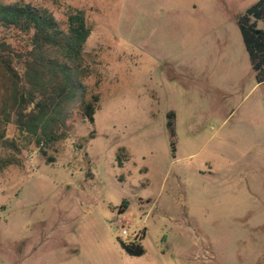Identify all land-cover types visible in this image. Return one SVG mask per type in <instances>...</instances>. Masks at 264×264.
Instances as JSON below:
<instances>
[{
	"label": "rangeland",
	"instance_id": "rangeland-1",
	"mask_svg": "<svg viewBox=\"0 0 264 264\" xmlns=\"http://www.w3.org/2000/svg\"><path fill=\"white\" fill-rule=\"evenodd\" d=\"M2 1L86 13L100 102L51 148L8 126L0 264H264V84L237 25L259 0Z\"/></svg>",
	"mask_w": 264,
	"mask_h": 264
},
{
	"label": "trees",
	"instance_id": "trees-1",
	"mask_svg": "<svg viewBox=\"0 0 264 264\" xmlns=\"http://www.w3.org/2000/svg\"><path fill=\"white\" fill-rule=\"evenodd\" d=\"M63 17L60 23L47 9L0 0V169L19 162V145L7 138L10 125L51 148L69 135L74 114L95 122L100 95H91L84 83L91 74L85 45L92 28L83 10L68 8ZM237 25L256 83L264 84V0L240 15ZM173 125L169 120L172 137ZM143 237L122 242L125 253L143 256Z\"/></svg>",
	"mask_w": 264,
	"mask_h": 264
},
{
	"label": "built area",
	"instance_id": "built-area-1",
	"mask_svg": "<svg viewBox=\"0 0 264 264\" xmlns=\"http://www.w3.org/2000/svg\"><path fill=\"white\" fill-rule=\"evenodd\" d=\"M33 158V157H32ZM121 235L125 238H129V232L124 227L121 228Z\"/></svg>",
	"mask_w": 264,
	"mask_h": 264
},
{
	"label": "crops",
	"instance_id": "crops-1",
	"mask_svg": "<svg viewBox=\"0 0 264 264\" xmlns=\"http://www.w3.org/2000/svg\"><path fill=\"white\" fill-rule=\"evenodd\" d=\"M252 72H253V70H252ZM257 84V83H256ZM257 85H259V84H257Z\"/></svg>",
	"mask_w": 264,
	"mask_h": 264
},
{
	"label": "water",
	"instance_id": "water-1",
	"mask_svg": "<svg viewBox=\"0 0 264 264\" xmlns=\"http://www.w3.org/2000/svg\"><path fill=\"white\" fill-rule=\"evenodd\" d=\"M257 33H259V32H257Z\"/></svg>",
	"mask_w": 264,
	"mask_h": 264
}]
</instances>
